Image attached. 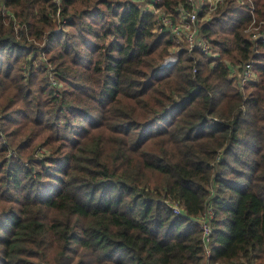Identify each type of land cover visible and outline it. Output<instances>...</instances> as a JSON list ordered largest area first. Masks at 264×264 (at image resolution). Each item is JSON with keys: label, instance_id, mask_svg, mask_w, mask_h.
<instances>
[{"label": "trees", "instance_id": "1", "mask_svg": "<svg viewBox=\"0 0 264 264\" xmlns=\"http://www.w3.org/2000/svg\"><path fill=\"white\" fill-rule=\"evenodd\" d=\"M184 3L158 6L175 19ZM250 11L226 1L198 25L212 53L180 43L161 68L176 43L132 0H0V264H203L208 201V263H264ZM248 61L241 87L230 66Z\"/></svg>", "mask_w": 264, "mask_h": 264}, {"label": "built area", "instance_id": "2", "mask_svg": "<svg viewBox=\"0 0 264 264\" xmlns=\"http://www.w3.org/2000/svg\"><path fill=\"white\" fill-rule=\"evenodd\" d=\"M58 1V0H56ZM141 6L142 12L150 13L156 19L154 31L164 29L172 37L176 43L169 50L168 55L164 58L160 67H169L178 60V44H184L189 50L198 48L204 54H210V45L198 36V25L200 22L208 21L215 10L228 0H185L184 5L178 7V14L175 19L171 14L166 12L162 7L158 6L161 0H132ZM240 4L248 2L251 5V19L244 28L245 36L255 43H260L264 47V18L257 19L253 12L251 0H234ZM196 71L195 67L192 69ZM230 77L239 83L241 87L247 86L257 80L256 74L252 70V62L248 61L244 64H236L230 66ZM212 194L210 195V197ZM166 204L171 208L174 214L185 216L181 206L174 200H166ZM214 219V211L211 203L208 201L203 212L196 219L200 228L204 261L203 264H209L208 257L210 255V235L212 231V221ZM219 264V263H216ZM246 264V263H244ZM256 264V263H248ZM264 264V263H263Z\"/></svg>", "mask_w": 264, "mask_h": 264}, {"label": "rangeland", "instance_id": "3", "mask_svg": "<svg viewBox=\"0 0 264 264\" xmlns=\"http://www.w3.org/2000/svg\"><path fill=\"white\" fill-rule=\"evenodd\" d=\"M51 80V79H50Z\"/></svg>", "mask_w": 264, "mask_h": 264}]
</instances>
